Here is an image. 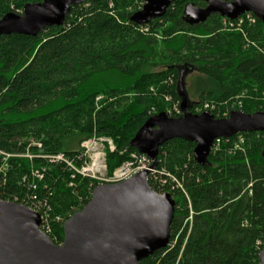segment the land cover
<instances>
[{
	"label": "trees",
	"instance_id": "1",
	"mask_svg": "<svg viewBox=\"0 0 264 264\" xmlns=\"http://www.w3.org/2000/svg\"><path fill=\"white\" fill-rule=\"evenodd\" d=\"M42 1L0 0V20ZM126 1L116 0L110 9L108 0H88L71 7L62 27L0 39L3 201L46 203L54 217L82 211L98 184L48 157L64 154L79 168L84 142L110 139L114 151L107 149L106 162L112 175L138 153L130 142L150 110L179 106L181 69L196 73L197 97L223 103L246 92L237 111L264 112V103L251 99L264 92V56L245 49L243 36L251 35L246 24L233 32L219 31L218 24L190 26L185 6L205 4L178 0L142 35L130 22L134 13L124 10ZM257 24L259 31L264 25ZM192 103L198 114V103ZM242 135L247 150L234 147L237 135L221 139L203 166L194 161V143L176 139L160 147L151 170L166 181L163 188L174 187L168 193L176 211L170 246L142 264H258L264 246V133ZM53 232V243H63V225L53 224Z\"/></svg>",
	"mask_w": 264,
	"mask_h": 264
},
{
	"label": "water",
	"instance_id": "2",
	"mask_svg": "<svg viewBox=\"0 0 264 264\" xmlns=\"http://www.w3.org/2000/svg\"><path fill=\"white\" fill-rule=\"evenodd\" d=\"M88 0H43L24 6L22 14L8 13L0 20V39L11 35L36 37L46 28L62 27L71 7ZM178 0H145L130 22L145 26L162 18ZM201 8L189 3L184 20L190 26L219 15L230 21L252 13L264 24V0H200ZM192 70L181 69L177 94L182 115L162 112L151 116L137 131L130 147L157 167L159 149L172 140L194 143V161L203 166L217 139L242 133H264V112L232 111L216 119L210 112L193 114L186 78ZM264 154V152H263ZM149 171L139 172L116 184L98 185L90 202L63 226L62 245H56L40 229V215L0 196V264H142L167 249L176 202L169 193L159 194L149 185ZM264 264V246L258 255Z\"/></svg>",
	"mask_w": 264,
	"mask_h": 264
},
{
	"label": "rangeland",
	"instance_id": "3",
	"mask_svg": "<svg viewBox=\"0 0 264 264\" xmlns=\"http://www.w3.org/2000/svg\"><path fill=\"white\" fill-rule=\"evenodd\" d=\"M115 1L116 0H108L110 9H115ZM127 1H126L127 3L124 6V10H125V12L127 14H133L136 11H140L143 8L144 4H145V0H127ZM197 6L201 7L200 4H197ZM255 19H256L255 23L249 22V21H251L250 18H247V19L244 18L243 19V21H245L244 23H246L247 29L250 30V31H248L249 34L253 35L256 31L259 34L258 36H255V38L252 37L251 35L245 34L243 36V38H244L243 43L245 45L244 46L245 49H253L257 54L264 56V26L261 27V29L258 31V29L256 28L258 26V24H257L258 23V19L256 17H255ZM206 24L208 26H212V27H215L214 24H218V28L217 29H219V31H229V32L236 31V30H233V29H235V27H238L237 26L238 24H234L233 25L234 27L228 25L227 19L226 18H222L219 15H215V16L211 17L206 22ZM146 26H143V28H139L138 27L139 29H137L136 32L138 34H142V35L149 34V32H151V31H148V30H151V29L146 27ZM156 37L160 41L163 40V38H162L163 36H162L161 32H158L156 34ZM195 76H196V73H192V74L187 76V78H186V88H187V91H188V94H189L190 101L198 103V109H196V110H197V113H199V114H201V113H203L205 111H208V112H210L212 114H215L216 116L228 117V114L230 112L237 111V109H238L237 107L242 105V101H243L242 99L246 98L248 96L247 93L244 92V94L241 95L243 97H237L234 100H228L227 102H223V103L215 102V101L211 100L209 97H203L201 99V97H197L194 94L195 92H194V88H193L192 82H193V79L195 78ZM166 83L167 82L164 81V84H166ZM251 99H253L256 102L264 103V92L261 95H259V94L255 95V97H253ZM173 107L174 106L166 107L164 112L167 113L169 116L173 115L175 113L173 111ZM261 107L263 108V106H260V108ZM156 114H159L157 109L156 108H152L150 110L149 115L153 116V115H156ZM256 137L260 138V139L262 138V136H260V135H257ZM89 141H91V142L90 143H86V148L81 146V153H82L81 159L84 158L83 156H85L86 160H90V158L95 153H97L98 151H100V152L103 151V153H105V156H106V153H107L106 151H107V149H109L107 144H105L103 142H98L97 143V141L95 142L93 140V138L88 140V142ZM235 142H236V144H234L235 148H237L239 146V147H243V149L247 150V143L240 144V142L239 141L237 142V140ZM25 157L32 158V156L30 154H26ZM65 160H67L66 163H67V165L69 167L72 166L71 167L72 169L74 167V169H75L74 171L76 173V167H78V166H76V160L75 159H71V158H66ZM60 162H62V161H59L58 163H60ZM88 163H90V161H88ZM106 164H107V162H106ZM107 172H108V169H107ZM107 172L105 170H102L100 175H97V177L89 178V179H90V181L95 182L98 185L105 184L106 183L105 181L106 180H110L109 178L112 177V175H110L109 172L108 173ZM73 211H76V208L73 209L71 212H73ZM71 212L67 213L65 216L63 215L62 217L65 219L66 217L72 216ZM190 216H191V213H190Z\"/></svg>",
	"mask_w": 264,
	"mask_h": 264
},
{
	"label": "built area",
	"instance_id": "4",
	"mask_svg": "<svg viewBox=\"0 0 264 264\" xmlns=\"http://www.w3.org/2000/svg\"><path fill=\"white\" fill-rule=\"evenodd\" d=\"M244 18H250L251 21L249 22H253L255 23V17L253 16V14L251 13H247L243 16H241L239 19L235 20V21H230L227 19L228 25L233 26L234 24H238V27H241L242 25L246 24L244 23L245 21H243ZM234 27V26H233ZM232 27V28H233ZM238 27H235V29H237ZM139 28H143V26H139ZM101 99V97L97 98V101H99ZM173 111L179 115L182 114L179 106L174 105L173 107ZM208 112V111H205ZM199 114V113H198ZM93 140L97 143L98 142H103L105 144L108 145V148L111 151H114V146L113 143L110 139H106V138H96L94 137ZM240 142V144L245 143L246 139L242 134H238L237 135V142ZM91 141H86L82 144L83 147L86 148V143H90ZM221 144V139H217L213 145V149H217ZM236 144V143H235ZM37 146L40 148L41 145L37 144ZM237 148H242V147H237ZM82 156H80L79 158H81ZM84 158H82L83 160V164L77 168L76 167V174L80 175L82 177L85 178H94L97 177V175H100V173L102 172V170H105L107 172V164H106V156L105 153L98 151L97 153H95L90 160H86V157L83 156ZM51 162L54 161H62V162H66L67 160L66 157L64 156V154H58L57 156L54 157H48ZM53 160V161H52ZM88 161H90V163H88ZM151 165H152V161L145 155H142L140 153H134L131 155L130 160L126 163H124L122 166H120L119 168H117L113 174L112 177L109 178L110 180H106L105 184H116V183H120L123 181H126L128 179H130L131 177H133L134 175H136L139 172H145V171H149V175L147 177L148 183L150 185V187L153 189H155L154 191L159 193V194H165L168 193V191H174V187H170V188H163L164 186H166V181L159 179L158 177H155L156 171L151 170ZM72 167V166H71ZM73 170L74 167H73ZM92 175V176H91ZM23 181H27L26 178ZM27 208H29L30 210L34 211L35 213L40 215L41 218V226L40 229L41 231L48 236L53 242H57V236L54 234L53 232V224H57V225H63L64 226V218H62V216H52L51 214V209L47 206L46 203L42 204V203H37L35 204L33 203H29V202H23V204H21ZM192 216L193 213L191 211V216H190V221L192 222ZM57 245H62V243H57Z\"/></svg>",
	"mask_w": 264,
	"mask_h": 264
},
{
	"label": "flooded vegetation",
	"instance_id": "5",
	"mask_svg": "<svg viewBox=\"0 0 264 264\" xmlns=\"http://www.w3.org/2000/svg\"><path fill=\"white\" fill-rule=\"evenodd\" d=\"M205 7H206V4H205Z\"/></svg>",
	"mask_w": 264,
	"mask_h": 264
},
{
	"label": "bare ground",
	"instance_id": "6",
	"mask_svg": "<svg viewBox=\"0 0 264 264\" xmlns=\"http://www.w3.org/2000/svg\"><path fill=\"white\" fill-rule=\"evenodd\" d=\"M108 173V172H107Z\"/></svg>",
	"mask_w": 264,
	"mask_h": 264
}]
</instances>
